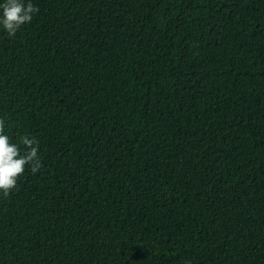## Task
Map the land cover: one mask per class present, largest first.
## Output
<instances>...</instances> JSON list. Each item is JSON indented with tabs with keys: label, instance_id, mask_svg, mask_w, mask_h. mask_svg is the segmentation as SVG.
Returning a JSON list of instances; mask_svg holds the SVG:
<instances>
[{
	"label": "trees",
	"instance_id": "16d2710c",
	"mask_svg": "<svg viewBox=\"0 0 264 264\" xmlns=\"http://www.w3.org/2000/svg\"><path fill=\"white\" fill-rule=\"evenodd\" d=\"M31 2L0 118L43 166L0 264H264V0Z\"/></svg>",
	"mask_w": 264,
	"mask_h": 264
},
{
	"label": "clouds",
	"instance_id": "9594fccd",
	"mask_svg": "<svg viewBox=\"0 0 264 264\" xmlns=\"http://www.w3.org/2000/svg\"><path fill=\"white\" fill-rule=\"evenodd\" d=\"M38 12L39 8L31 0H3L0 3V27L9 37H15L18 30L31 23ZM5 126V119L0 118V194L7 198L17 187L26 167L35 174L43 165L39 157V141L30 134H23L18 137V143L12 142L5 134Z\"/></svg>",
	"mask_w": 264,
	"mask_h": 264
}]
</instances>
